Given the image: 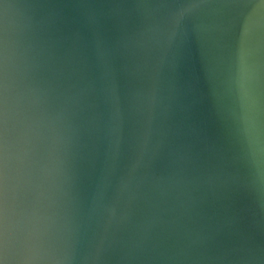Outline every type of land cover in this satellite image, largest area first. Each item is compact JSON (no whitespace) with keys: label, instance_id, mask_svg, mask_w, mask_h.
<instances>
[{"label":"water","instance_id":"water-1","mask_svg":"<svg viewBox=\"0 0 264 264\" xmlns=\"http://www.w3.org/2000/svg\"><path fill=\"white\" fill-rule=\"evenodd\" d=\"M0 264H264V0H0Z\"/></svg>","mask_w":264,"mask_h":264}]
</instances>
